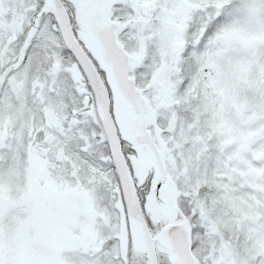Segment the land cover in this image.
<instances>
[{
    "label": "snow or ice",
    "instance_id": "obj_1",
    "mask_svg": "<svg viewBox=\"0 0 264 264\" xmlns=\"http://www.w3.org/2000/svg\"><path fill=\"white\" fill-rule=\"evenodd\" d=\"M0 264H264V0H0Z\"/></svg>",
    "mask_w": 264,
    "mask_h": 264
}]
</instances>
